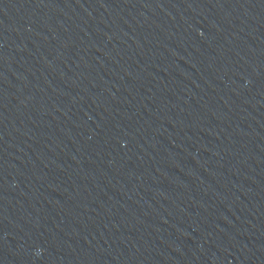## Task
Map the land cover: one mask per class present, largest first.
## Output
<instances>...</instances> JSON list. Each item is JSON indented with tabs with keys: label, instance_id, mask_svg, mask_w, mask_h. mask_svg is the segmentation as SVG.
<instances>
[{
	"label": "water",
	"instance_id": "water-1",
	"mask_svg": "<svg viewBox=\"0 0 264 264\" xmlns=\"http://www.w3.org/2000/svg\"><path fill=\"white\" fill-rule=\"evenodd\" d=\"M0 264H264V0H0Z\"/></svg>",
	"mask_w": 264,
	"mask_h": 264
}]
</instances>
